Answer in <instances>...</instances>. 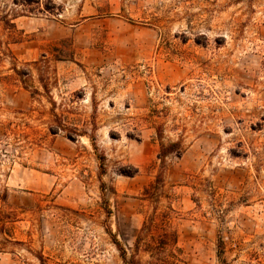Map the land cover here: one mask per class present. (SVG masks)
I'll list each match as a JSON object with an SVG mask.
<instances>
[{
    "label": "rangeland",
    "instance_id": "obj_1",
    "mask_svg": "<svg viewBox=\"0 0 264 264\" xmlns=\"http://www.w3.org/2000/svg\"><path fill=\"white\" fill-rule=\"evenodd\" d=\"M11 133L0 264H264V0H0Z\"/></svg>",
    "mask_w": 264,
    "mask_h": 264
},
{
    "label": "trees",
    "instance_id": "obj_2",
    "mask_svg": "<svg viewBox=\"0 0 264 264\" xmlns=\"http://www.w3.org/2000/svg\"><path fill=\"white\" fill-rule=\"evenodd\" d=\"M16 73L18 75H23L21 74L22 72H19L17 70H15ZM42 87L44 89V94H42L41 92H39L38 90H35L33 93V98L36 97H45L48 102L52 105V109H51V116H52V120H51V125H50V133L52 135H58L60 132L62 131H69V133L67 134V137L73 141L76 140V138L78 136H88V134L86 132H80L77 128H69L66 123L64 122V116L63 114H58L57 113V109H58V103L54 100V97L52 95V90H51V85L49 82H45L44 80H42ZM11 131V130H9ZM13 135V136H12ZM7 141H2V143H0V147H3L0 150V172L2 171L1 168L3 167L4 163H6L5 160H3V153L5 155H7V158H10V156L6 153V146L12 145L15 149H17V147H19V140H18V134L16 133H11V135L7 136ZM13 139L15 142L13 144L10 143V139ZM179 149H180V144L179 143H171L169 145L166 144H162L161 145V152L159 154V159L163 162H165V160L167 159L168 156L175 154V153H179ZM2 177H6V174L0 173V198L4 203H7L8 198H9V190L7 187L2 188ZM160 180V178H159ZM158 217H152L149 218L148 222L145 223L144 229L142 231V235L141 237H139V241L137 242V251L140 250V247L143 245L146 247L147 252H151L152 255L159 256L162 255L163 253H165L166 249L168 246L173 247V245L176 243L177 240V236L175 233L170 232L169 231V217H166V220L164 219V223H162V225H158L157 223ZM158 228L159 230L162 231V233L160 234V242L158 246H154L151 243H144L143 239L145 236H149V234L151 233V231L154 228ZM116 241V240H115ZM117 245H119L118 242H115ZM143 243V244H142ZM173 254V253H172ZM121 256L124 260V262L126 264H141V262L137 259L136 255H133L130 259L127 257V253L121 249ZM37 259L39 260L40 264H47V260L43 255H38Z\"/></svg>",
    "mask_w": 264,
    "mask_h": 264
}]
</instances>
